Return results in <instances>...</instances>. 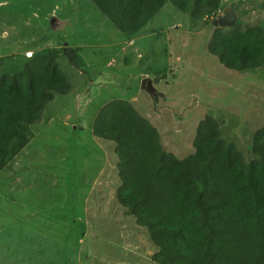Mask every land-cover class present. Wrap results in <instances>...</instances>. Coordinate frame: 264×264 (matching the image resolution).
<instances>
[{
    "label": "rangeland",
    "instance_id": "rangeland-1",
    "mask_svg": "<svg viewBox=\"0 0 264 264\" xmlns=\"http://www.w3.org/2000/svg\"><path fill=\"white\" fill-rule=\"evenodd\" d=\"M236 20L264 24V0H223L198 20L166 5L130 41L88 0H0V73L59 50L72 84L0 171V264H155L145 230L115 199L114 144L91 124L104 104L127 100L182 159L209 115L249 159L264 127V68L230 71L207 52L212 27Z\"/></svg>",
    "mask_w": 264,
    "mask_h": 264
},
{
    "label": "trees",
    "instance_id": "trees-1",
    "mask_svg": "<svg viewBox=\"0 0 264 264\" xmlns=\"http://www.w3.org/2000/svg\"><path fill=\"white\" fill-rule=\"evenodd\" d=\"M130 41L166 5L192 20L211 16L223 0H88ZM233 5H237L234 3ZM212 27L207 52L234 72L264 68V24ZM59 50L31 56L15 73H0V171L33 139L55 96L71 82L60 70ZM92 136L114 144L115 199L142 227L155 264H264V127L245 159L206 115L179 159L155 126L124 99L104 104Z\"/></svg>",
    "mask_w": 264,
    "mask_h": 264
},
{
    "label": "water",
    "instance_id": "water-1",
    "mask_svg": "<svg viewBox=\"0 0 264 264\" xmlns=\"http://www.w3.org/2000/svg\"><path fill=\"white\" fill-rule=\"evenodd\" d=\"M216 23H217L216 20H214V21L211 22V25L216 26L217 25ZM218 26H220V25H218Z\"/></svg>",
    "mask_w": 264,
    "mask_h": 264
}]
</instances>
